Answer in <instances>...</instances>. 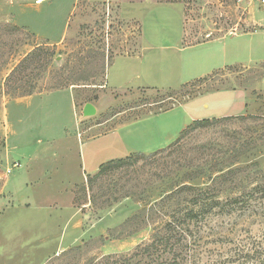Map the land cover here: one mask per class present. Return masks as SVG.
<instances>
[{
	"label": "rangeland",
	"instance_id": "1",
	"mask_svg": "<svg viewBox=\"0 0 264 264\" xmlns=\"http://www.w3.org/2000/svg\"><path fill=\"white\" fill-rule=\"evenodd\" d=\"M35 1L0 0V264H124V256L151 241L172 203H185L195 194H172L181 183L220 200L219 209L193 228L189 242H195L185 247L189 264H264V2L163 0L182 5L187 20H193L187 26L193 35L184 44L201 41L208 32L225 35L236 23V33L253 32L181 55L172 49L177 45L173 34L160 41L153 32L154 18L176 19L174 12L147 10L143 40L132 18L139 11L133 16L131 9L125 11L123 20L117 1ZM136 1L124 0V5ZM39 8L45 10L38 16ZM10 17L51 41L62 33L64 39L53 44L38 38ZM38 45L44 48L39 60L17 74L27 78L10 85L43 88L61 82L59 74L68 80L72 70L81 81L11 98L6 76ZM142 53L145 63L137 77L126 68L127 58L140 60ZM158 64L160 72L151 69ZM234 89L249 95L245 115L191 122L163 148L130 154L123 165L113 164L86 182L92 164L127 157L124 147L115 146L112 129L126 139L148 126L175 135L185 112L177 104L194 97L197 115L211 120L236 98L216 91ZM50 92L71 93L76 109L68 94ZM88 103L96 114L84 117ZM150 113L157 114L127 123ZM219 171L227 173L221 185L207 187ZM170 193L171 200L161 204ZM138 259L133 264H151Z\"/></svg>",
	"mask_w": 264,
	"mask_h": 264
},
{
	"label": "crops",
	"instance_id": "2",
	"mask_svg": "<svg viewBox=\"0 0 264 264\" xmlns=\"http://www.w3.org/2000/svg\"><path fill=\"white\" fill-rule=\"evenodd\" d=\"M105 1H107V0H105ZM115 1L119 2L118 3V5H120V8H119L120 9L119 10L120 15L119 16L123 20H124V12L125 11L127 12L129 9H131L130 14H132V16H133V14H135L133 12L139 11L135 14L136 16L135 17L133 16L132 18H136L138 23L140 24L141 30H142L141 35H142L143 40H145L144 26L146 25V22H147L146 15H144V13L147 10L149 11L151 8L157 7V8L165 9L166 11L174 12L178 16L176 19H171L169 17L168 18L167 17H165V18H154L153 19V26H154L153 32L155 34V37H158L160 39V41H167L165 34H173L172 39L175 42V45L176 44L177 45L172 49H174L176 51V54L182 55L184 53H187L188 51H193L197 48L220 45V43L224 42L226 37L239 38L241 36H243V37L244 36H251L253 34V32H250V31H248L246 33H242V34L236 33L237 32L236 27L239 25L238 23H236V24H234V28H232L233 32L231 31V32L226 33L225 35H216L214 37L211 36V34H210L211 32H208L207 34H205V36H204L205 38L203 40L197 41V39H198L197 38L196 41L193 43L184 44L183 41L184 40L186 41L187 36L193 35L187 31L188 24H191L190 21H193V20H187V17L185 16V11H183V9H182L183 8L182 5L175 3V2L174 3L162 2L163 0H137L136 2H133L132 4H128V5H124V0H111L112 3H110V4H113V2H115ZM43 2L44 1H42L41 3H36V1H35V4L41 5ZM152 2H154V3H152ZM124 8L126 10H124ZM39 9H41V10L39 12H36L38 14V16L43 14L42 12H44V10H45L42 8H39ZM182 11H183V15H182ZM140 12L142 13L141 17L139 15ZM10 20H11V17H10ZM11 21H12V23H14V25H16L18 27H24L26 30H28L30 33L37 36L38 38H42V39H44L48 42H51L53 44H58L64 39V33H62V35L58 39H56L55 41H53V40L51 41V39L49 37H47V35L45 33H42V32L40 33L38 31L34 30L32 28V26L29 24L21 25V24H18L16 21L15 22L13 20H11ZM148 22H150V21H148ZM192 23H194V22H192ZM255 24H256V22L254 21V23L252 25H255ZM46 25H48V24H46ZM171 25L174 27H170ZM248 25H251V19L250 18H249V24ZM48 45H49V43H48ZM159 46H160V47H158L159 49L160 48L161 49H168L166 47H161L163 45L159 44ZM144 53H142V55H141L142 58L140 60H137V58H132V59L127 58L128 64L126 65V68L131 69L133 71V74L137 75V77H140V74L142 73V67L145 63L144 59L146 58L145 57L146 55H144ZM155 67L159 68L156 70V72H160V70H162L160 67V64L151 65V69H156ZM225 68H227V67H225ZM221 70H223V69H221ZM218 71H220V69L216 70V71L214 70L212 73H209L207 76H203V77L201 76V78L194 79L193 82L196 80H200V79H203L205 77H208V76H210V75H212ZM106 83H107L106 86H108V81ZM142 84L144 85V87L154 88L151 85H149L150 83L147 84V83L143 82ZM169 88L170 87H168L167 89H169ZM160 90H162V89H160ZM216 92L217 93H219V92H222V93L223 92L224 93L225 92L226 93L231 92V93H233V95H236V98H235V101H233V103L231 104V107L224 114L217 115L214 117V119H222V118H226L229 116H242L248 112L247 109L249 108L248 103H249L250 99L247 100V98L249 95L245 94L244 92H243V95H241L242 92H240L238 89L226 90V91L218 90ZM50 93H65V95L68 94L69 95L68 99H70L69 101H70V106L72 107V110L76 109L75 105L73 103L71 93H69V92H50ZM197 97L199 98V95ZM26 98H29V97H26ZM21 99H24V98H21ZM194 102H195V100L193 97L191 99H187V100L183 101L180 104H177L178 107H182L183 110H185V112L183 111L184 113H182L180 116V122H179L178 126L175 127L176 128L175 135H173L174 134L173 131L167 132L166 129L160 130L159 127H157V129H156L155 127L153 128L152 126H148L143 132H140V131L137 132L136 136H134L133 134L130 135V132H129V139H126V134H125V137H124V134L119 136L117 128H114V129H112L111 134L116 135L115 140H113V142H115V144H116L115 146L124 147V150L126 151L125 157L130 155V154H133V153L146 154V153L154 152L156 150L163 148L164 146L168 145L172 140H174L191 122L207 119V118L202 119L199 115H197L199 113V111L198 112L195 111L194 107H192V103H194ZM187 106H190L189 110H191L190 112H193V113H190L187 110V108H186ZM204 107H205V109L208 108V104H204ZM167 111H168V109H167ZM160 112H163V111H160ZM160 112H157V113H160ZM157 113H150L148 115H145L143 117H139V118L135 119L134 121H130L127 123L130 124V123H135V122H139L142 120H147L148 118H150V116H155V114H157ZM208 120H210V119H208ZM171 136H172V139H169V138H171ZM122 158H124V157H122ZM116 159H121V158L109 159L106 162L111 161V160H116ZM106 162H104V163H106ZM104 163H102V164H104ZM92 165H93V167H92L93 169H90L91 173L87 176H93L94 174H96L98 171V168L101 164H92ZM94 168H96V169H94ZM84 177H85V175H84ZM26 186H27V184H26ZM75 187H76V185L73 184L68 188V190H69V195H68L69 200L68 201H69V205H70L71 209H73L74 188ZM10 196L12 198L11 194H10Z\"/></svg>",
	"mask_w": 264,
	"mask_h": 264
},
{
	"label": "trees",
	"instance_id": "3",
	"mask_svg": "<svg viewBox=\"0 0 264 264\" xmlns=\"http://www.w3.org/2000/svg\"><path fill=\"white\" fill-rule=\"evenodd\" d=\"M42 47L43 46L38 45L26 52L6 76V87L10 89V91H6V94L11 98L21 99L34 94L56 90L60 88L64 81H81L79 80L81 78L78 77V74L72 70L70 71V77L68 80L63 78L62 74H59L56 78L59 77L58 80L61 82L43 88H38L31 84H23L21 86L10 85L12 82H19L24 78H27L24 76L17 77V74L24 72L27 68L39 60V56L44 51V48ZM255 118L257 117H252V119ZM216 120L220 119H203L194 121V124H204ZM182 133L183 131L180 134ZM131 158L132 156H127L125 159L111 160L101 164L96 174L93 176H87L86 182L91 184L94 179L105 173V171L111 165H123L125 160L128 161ZM232 172L234 171L231 170V172L228 173ZM224 173L225 172L222 173V171H219V174L210 180V184L207 187L215 188L216 185H221L223 178L227 175V173ZM186 190L193 191L195 194H192V196H190L185 203L179 201L172 203L171 214L165 220H162L155 228V233L151 241L139 246L131 256H124V264H133V260L135 258H139L138 260L141 261L145 260V262L151 264H189L187 261V252L185 251V247L187 244H193L195 242H189V240L191 241V239L195 238V235L193 234V228L194 226H197L199 222L203 221L207 215L212 213L214 209H219L220 200L206 198V194L203 192V190H197L196 187L189 186L185 183L179 184L177 190L173 191L172 194H181ZM172 194L170 193L165 195V197L160 200V203L162 204L165 200H171Z\"/></svg>",
	"mask_w": 264,
	"mask_h": 264
},
{
	"label": "water",
	"instance_id": "4",
	"mask_svg": "<svg viewBox=\"0 0 264 264\" xmlns=\"http://www.w3.org/2000/svg\"><path fill=\"white\" fill-rule=\"evenodd\" d=\"M82 114L84 117H91L96 114V109L92 104H85L82 110Z\"/></svg>",
	"mask_w": 264,
	"mask_h": 264
},
{
	"label": "built area",
	"instance_id": "5",
	"mask_svg": "<svg viewBox=\"0 0 264 264\" xmlns=\"http://www.w3.org/2000/svg\"><path fill=\"white\" fill-rule=\"evenodd\" d=\"M42 1H44V0H36V3H40ZM256 1H258V2H264V0H256Z\"/></svg>",
	"mask_w": 264,
	"mask_h": 264
}]
</instances>
